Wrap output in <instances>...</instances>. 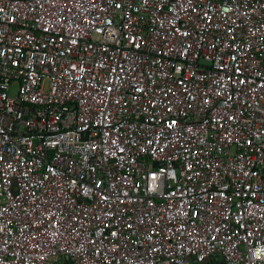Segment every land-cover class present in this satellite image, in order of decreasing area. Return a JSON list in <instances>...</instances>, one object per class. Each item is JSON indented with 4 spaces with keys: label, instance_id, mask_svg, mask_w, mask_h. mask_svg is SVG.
I'll list each match as a JSON object with an SVG mask.
<instances>
[{
    "label": "built area",
    "instance_id": "built-area-1",
    "mask_svg": "<svg viewBox=\"0 0 264 264\" xmlns=\"http://www.w3.org/2000/svg\"><path fill=\"white\" fill-rule=\"evenodd\" d=\"M211 257L264 264V0H0V264Z\"/></svg>",
    "mask_w": 264,
    "mask_h": 264
},
{
    "label": "crops",
    "instance_id": "crops-1",
    "mask_svg": "<svg viewBox=\"0 0 264 264\" xmlns=\"http://www.w3.org/2000/svg\"><path fill=\"white\" fill-rule=\"evenodd\" d=\"M163 264H171V263L164 261ZM185 264H225V262L221 257H211L206 261H204L203 263H195L192 259H190Z\"/></svg>",
    "mask_w": 264,
    "mask_h": 264
},
{
    "label": "rangeland",
    "instance_id": "rangeland-1",
    "mask_svg": "<svg viewBox=\"0 0 264 264\" xmlns=\"http://www.w3.org/2000/svg\"><path fill=\"white\" fill-rule=\"evenodd\" d=\"M16 88H17V85H14V86L12 87V94H15V93H16Z\"/></svg>",
    "mask_w": 264,
    "mask_h": 264
}]
</instances>
